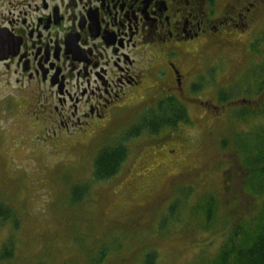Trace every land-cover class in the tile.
Listing matches in <instances>:
<instances>
[{
	"label": "rangeland",
	"instance_id": "obj_1",
	"mask_svg": "<svg viewBox=\"0 0 264 264\" xmlns=\"http://www.w3.org/2000/svg\"><path fill=\"white\" fill-rule=\"evenodd\" d=\"M234 1L247 19L238 21L245 27L233 33V50L215 48L198 59H228V70L212 82L224 93L231 71L250 73L238 78L241 90L216 97L208 89L197 97L211 104L208 114L206 107L189 109L194 126L189 119L178 144L157 142L152 127L129 137L148 126L149 117L137 116L95 141L58 134L53 145L34 138L36 130L19 138L23 149L11 141L0 205L15 218L0 221V244H13V259L0 264H144L149 253L154 264L218 261L221 245L237 226L250 225L264 199L248 188L250 163L264 143V0ZM219 8L227 9L226 1ZM117 143L129 152L121 171L96 181L97 154ZM207 207L217 208L208 222Z\"/></svg>",
	"mask_w": 264,
	"mask_h": 264
},
{
	"label": "flooded vegetation",
	"instance_id": "obj_2",
	"mask_svg": "<svg viewBox=\"0 0 264 264\" xmlns=\"http://www.w3.org/2000/svg\"><path fill=\"white\" fill-rule=\"evenodd\" d=\"M223 1L221 10L220 0H0L1 173L11 141L23 149L32 130L53 145L58 134L95 141L149 117L152 138L178 144L186 116L194 124L189 109L208 114L197 97L227 96L250 73L231 71L224 93L212 82L228 59H198L233 50L245 27L244 9Z\"/></svg>",
	"mask_w": 264,
	"mask_h": 264
},
{
	"label": "trees",
	"instance_id": "obj_3",
	"mask_svg": "<svg viewBox=\"0 0 264 264\" xmlns=\"http://www.w3.org/2000/svg\"><path fill=\"white\" fill-rule=\"evenodd\" d=\"M259 112H261V110L258 111V113ZM251 114V116H253V113ZM249 115L250 113L243 115V117L245 118ZM162 116L163 120H167L168 114L165 113ZM185 121L187 123L189 122L188 116H186ZM146 129L147 127L144 129L141 128L136 134H132L129 137H139L141 132ZM258 145V155L253 162L250 163L252 174L248 188L250 192L259 196L261 195L263 199L264 161L262 162V159H260L259 156L262 152L264 153V143ZM128 155L129 152L126 143H117L115 146L103 148L97 154L94 161V179L98 182H102L113 178L122 167ZM259 161H261V163ZM259 165L261 167L260 169ZM260 201V213L257 214L250 225L237 226L234 229L233 234L227 237L225 242L221 245L218 261H215L214 264H264V199ZM173 209L174 207H172V210ZM216 210L212 211L207 207L204 213L207 222L216 217ZM13 218H15V216L11 208L0 205V221L5 223ZM12 246L13 244L11 242L0 244V261L8 262L13 259ZM104 256L105 253L101 254L99 262L103 260ZM154 261L155 255L149 253L145 256L144 264H154Z\"/></svg>",
	"mask_w": 264,
	"mask_h": 264
}]
</instances>
